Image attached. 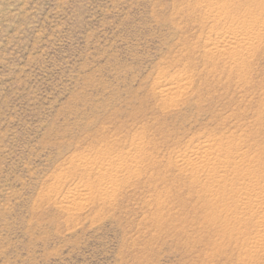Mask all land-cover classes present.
I'll list each match as a JSON object with an SVG mask.
<instances>
[{"label":"rangeland","instance_id":"1","mask_svg":"<svg viewBox=\"0 0 264 264\" xmlns=\"http://www.w3.org/2000/svg\"><path fill=\"white\" fill-rule=\"evenodd\" d=\"M257 1L223 3L242 22ZM205 4L0 0V264H264L242 180L211 195L223 176L178 162L216 143L214 161L264 175V28L242 63L209 57L232 18ZM112 159L129 167L103 191ZM76 185L94 195L67 198Z\"/></svg>","mask_w":264,"mask_h":264},{"label":"bare ground","instance_id":"2","mask_svg":"<svg viewBox=\"0 0 264 264\" xmlns=\"http://www.w3.org/2000/svg\"><path fill=\"white\" fill-rule=\"evenodd\" d=\"M203 1L206 2V4L204 5L205 10L208 12L209 15L215 17L214 18L215 21H217L216 19H223L225 17L230 18V19L232 18V21H231L232 23L227 28H223L222 30L219 29V31L217 30L216 36L209 38L210 42L208 43L209 45H208L207 51H206L207 56L216 57L218 55L220 56L222 54L230 53L234 57L233 58L235 61L234 64L235 65L239 64L241 62V60H243L244 57L248 53H250V51H249L250 46L253 43L254 38L257 37L259 32H261L263 30L264 18L255 17L256 14L253 13V16L249 17V18H251V20H248V21L245 20V21L239 22V19H236L235 17L232 16V11L229 10V6L228 5L226 6V4L223 3L224 0H203ZM253 1L257 2V3L259 2L257 0H253ZM220 2H222L223 4H219ZM249 15H251V14H249ZM217 29H218V27H217ZM213 41H214V43H213ZM182 81H184V79H179L177 81L170 80V81H167V82L160 84V87L162 88L161 94L165 95L167 91L174 89L176 87V85L180 84V82H182ZM218 145L216 143H206L205 145L201 146L197 151H195L191 155L190 154H181L178 162L181 164V166L183 168L191 170L192 173L195 174V177H194L195 179H197V176H199L200 173L205 174V172H207V175H211L213 177H214V174L216 175V177L217 176H223L222 179H220L222 181H217L218 182L217 184H214L215 181L213 182L212 180L211 181L213 183L211 181H207L204 184L201 181L202 185H205L208 187V191L205 193L209 192L211 195L218 194L222 188H224L223 192L227 191V190H225V187H228V184L225 181H226V179H229L230 177H234L237 180H242V182L240 183V187L236 188L237 192L242 193V197L238 198L237 196H235V195H237L236 193L234 196L233 195L232 196L237 197L235 199H240L239 201H241L242 204L245 207L247 206L249 209L251 208V206L254 207L257 205L256 207H259V208H261V210H263L264 209V197H263V194H262V196L260 195L261 192H259L258 189L260 188L259 183H261L264 175L259 176L260 178L256 179L255 181H253V180L247 181V180L251 179V177H249V174L247 171H242L238 166H235V167L234 166H226V165H221V164L217 163L216 161H214L212 159V154H213V151L215 149H217ZM135 148L137 149L138 147H135ZM227 152L231 153V155H233V156L236 155L240 160L243 161V155H238L237 152H233V151H227ZM128 167H129V165H127L125 163L118 162L115 159L108 160L107 163H103L102 165L97 167L99 175L102 174L103 171L109 172L108 173L109 175L104 174L107 176L102 181V183H103L102 184V190L108 191L109 188H113L115 185H117L119 182V178H118L119 173L123 172ZM83 172H88V168L85 167V170L83 169ZM202 185H201V188L204 189ZM247 190H252V191L248 192ZM231 191H232V189L230 190V192ZM234 191H235V189H234ZM228 193H229V191H228ZM243 193L245 194V196ZM230 194L228 195V197L230 196ZM238 194L240 195V193H238ZM91 195H94V194H92V192H89L88 188L85 185H76L75 188H73L72 191L69 192V196L67 198H73L76 196H79V197L90 196V197H92ZM206 195H208V194H206ZM224 195H221V197H223ZM225 197H227V196H225ZM225 197H223V199ZM207 198H208V196H207ZM210 198L212 199V197L208 198L209 203L213 201V200L210 201L211 200ZM231 198L232 197H230V199ZM217 199H220V198L218 197ZM221 199L219 200V203L221 201H223V199L222 200ZM226 199L227 198H225L224 201H227ZM235 199H234V202H235ZM205 200H207V199L205 198ZM214 200H216V199H214ZM216 202H217V200H216ZM228 202L229 201H227V203ZM206 203H208V202H206ZM219 203H217V204H219ZM224 203L221 204L220 206L224 205ZM225 205H226V203H225ZM226 206H225V208H227ZM225 208H224V210H225ZM217 216H219V215H217ZM259 217H258L257 222L259 221ZM236 218H239V217H236ZM261 218H262L261 222H263L264 221V214L261 215ZM228 221L231 222V220H228ZM258 236H259V234H258ZM258 236H256V238ZM257 239H260V238H257Z\"/></svg>","mask_w":264,"mask_h":264}]
</instances>
